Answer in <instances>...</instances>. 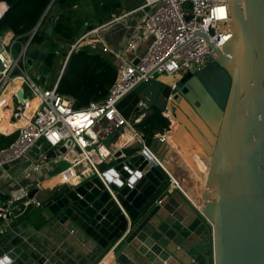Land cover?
<instances>
[{
	"label": "water",
	"instance_id": "water-1",
	"mask_svg": "<svg viewBox=\"0 0 264 264\" xmlns=\"http://www.w3.org/2000/svg\"><path fill=\"white\" fill-rule=\"evenodd\" d=\"M226 1L232 38L222 50L212 47V65L174 85L142 82L119 104L132 122L146 107L176 115L185 101L211 132L202 212L180 193L158 204L169 181L134 141L99 167L116 200L93 173L38 211L33 192L14 201L0 187V264H100L111 254L117 264H264V0ZM63 52L30 49L37 82L46 84ZM163 144L154 139L150 147Z\"/></svg>",
	"mask_w": 264,
	"mask_h": 264
},
{
	"label": "built area",
	"instance_id": "built-area-1",
	"mask_svg": "<svg viewBox=\"0 0 264 264\" xmlns=\"http://www.w3.org/2000/svg\"><path fill=\"white\" fill-rule=\"evenodd\" d=\"M8 8L6 3H0V19ZM138 11L143 12V19L126 27L128 36L124 46L120 52L113 53L106 45L101 31L121 23ZM33 37L34 34L30 35L26 43H20L10 33L0 40V109L11 105L13 118L19 119L32 108L36 100L38 101L29 120L20 129L16 141L8 148L0 150V171H4L6 167L25 164L28 168L21 173V178L29 180L33 173L41 170L49 161V153L57 150L59 154L55 159L67 164L66 170L59 176L61 184L75 187L82 176L93 173L104 182L116 200L99 167L102 163L110 161L115 151L122 148L117 145L107 146L106 139L121 129H129L133 135L131 143H143L157 166L164 171L169 181L168 192L171 189L179 190L199 212H202L203 209L196 206L183 189L178 173L157 157L154 149L146 145L144 134L136 129V125L147 116L148 108L131 122L123 116L119 104L140 83L150 79L157 80L158 74L171 77L181 73L196 75L212 65L216 57L212 47L222 50L232 38L228 2L142 0L137 10L114 16L108 24L83 33L74 44L69 45L67 58L80 52L84 45H88L92 50H100L114 58L118 79L105 100L93 101L82 109H76L75 99L59 93L57 86L53 89H42L32 79L26 60ZM147 43V50L141 53V48ZM18 44L19 54L15 57L14 49ZM20 93L24 95L23 102H20ZM140 106H143V103H140ZM164 116L172 121L170 110H167ZM154 139L165 143L167 134H160ZM38 143L41 145L37 146ZM43 145H46L48 150H45ZM61 149H65V152H61ZM38 160L40 162H37ZM29 193V187L21 185L11 192L10 197L17 201ZM30 202L35 207L42 206L36 199ZM158 204H161V201H158Z\"/></svg>",
	"mask_w": 264,
	"mask_h": 264
},
{
	"label": "trees",
	"instance_id": "trees-1",
	"mask_svg": "<svg viewBox=\"0 0 264 264\" xmlns=\"http://www.w3.org/2000/svg\"><path fill=\"white\" fill-rule=\"evenodd\" d=\"M0 3L9 7L0 19V39L11 33L20 43H26L44 17L34 34L31 49L64 50L62 55L65 57L69 45L74 44L88 26L96 29L108 24L114 16L123 15L124 10L122 0H0ZM50 27H53V36L48 41ZM113 61L111 55L84 45L80 52L72 55L69 69L58 84V92L74 98L76 109L85 108L93 101L105 100L118 79ZM57 77L55 74V80ZM147 112L136 129L144 134L150 145L155 136L167 133L170 126L171 130L174 126L157 109L151 107ZM13 142L11 137L0 135V150Z\"/></svg>",
	"mask_w": 264,
	"mask_h": 264
},
{
	"label": "crops",
	"instance_id": "crops-1",
	"mask_svg": "<svg viewBox=\"0 0 264 264\" xmlns=\"http://www.w3.org/2000/svg\"><path fill=\"white\" fill-rule=\"evenodd\" d=\"M125 1L126 0H122L123 9H124L122 14L135 11L142 4V0H135L136 1L135 6L131 9H127L125 8V5H126ZM143 17H144L143 12L138 11L134 15L122 21L121 23L111 25L109 27L104 28L101 31V34L105 38L106 45L111 49L113 53L120 52L121 49L123 48L126 38L128 36V31L126 27L128 25H134L140 22L143 19ZM148 43L141 48V51H140L141 53H144L147 50ZM69 65L70 64L68 63L61 64L59 68V73L57 74L58 77L56 80L54 76L52 77L54 82L50 86H48L50 79L46 80L45 85H42L40 82L38 83L45 87L48 86L47 89H51L50 87L53 85L54 87L56 86L58 87V84L62 76L68 71ZM29 74L32 77V79L35 82H37L34 79L31 71H29ZM171 79H172L171 81L172 83L170 84L174 85L180 79V77H172ZM172 99L174 101V97H172ZM12 112L13 111H12L11 105H9V107L7 108L0 109V135H3L5 137H11L12 140L15 142L16 139L18 138L20 129L27 123L28 120L24 121V116L26 114L22 115L19 119H15L12 116L13 115ZM132 136H133L132 132L129 129H125L123 132H118V133H115L109 136L106 139L105 144L109 147H112L114 145H117L119 148L125 147L131 143ZM158 137L159 135L155 136V138H158ZM193 141L195 142L194 144L198 145V142L196 141V139H193ZM146 145L151 146L152 144L149 145L146 142ZM170 146L171 144L169 143L168 138H167L166 142L163 145L155 146L154 152L157 155V157L160 158L165 163L167 167H169L172 171H175L176 173L181 174V171L186 170V169L184 168L180 171L179 169H177L176 163L170 160V158L168 157V152H167V148ZM43 147L44 149H47L46 145H43ZM37 162H40V160H38ZM27 168H28L27 165L20 164V165H16L15 167H8V169H5L4 171H0L1 190L3 192L11 194V192L17 189L19 186L27 185L29 187L30 193L32 192L34 193L35 195L34 199L41 202L43 206L46 202L49 201V199H51L53 194L71 187L70 185L61 184L60 177H59L60 174L63 171H65L67 168V164L65 162L57 161V159L55 158H49V161L46 162L42 166L41 170L33 173L31 179L25 180L21 178L22 176L21 173ZM158 169L165 175L164 171L160 167H158ZM187 174H188V171H187ZM166 179L168 180L167 176H166ZM168 190H169V187L167 188V192H165L163 196L159 197L158 201H162L164 200L165 196L174 194V193H180L183 196V198L187 201L185 196L179 190L171 189L169 192ZM42 206L36 207V211L41 210ZM109 256H112V260H113L110 264H117L114 261L113 254Z\"/></svg>",
	"mask_w": 264,
	"mask_h": 264
},
{
	"label": "bare ground",
	"instance_id": "bare-ground-1",
	"mask_svg": "<svg viewBox=\"0 0 264 264\" xmlns=\"http://www.w3.org/2000/svg\"><path fill=\"white\" fill-rule=\"evenodd\" d=\"M30 111L24 116V121L29 120L32 115ZM190 112L191 117L194 116L193 123H188L178 110L176 115L172 114L174 127L167 134L171 144L167 148V152L170 160L176 163L177 169L181 171L185 168L188 171L186 176L178 174L179 182L192 202L203 209L205 205L203 191L214 150V146H211L214 139L211 132L201 123V119L192 109ZM193 139H196L198 145L194 144ZM205 160H208V165L204 163ZM112 261V256H109L103 260L102 264H110Z\"/></svg>",
	"mask_w": 264,
	"mask_h": 264
},
{
	"label": "rangeland",
	"instance_id": "rangeland-1",
	"mask_svg": "<svg viewBox=\"0 0 264 264\" xmlns=\"http://www.w3.org/2000/svg\"><path fill=\"white\" fill-rule=\"evenodd\" d=\"M125 8H127V9H131V8H133L134 6H135V4H136V1L135 0H126L125 1ZM87 30H85V32H86ZM84 32V33H85ZM0 40H2V39H0ZM66 53H67V51H66ZM18 54H19V47L17 46V47H15V49H14V56L15 57H17L18 56ZM67 55H68V53H67ZM66 60H67V56L65 57V55H62L61 57H59L58 58V60H56V62H55V65H54V68L52 69V71H51V73L49 74V76H48V79L47 80H49L50 79V81H49V84H48V86H50L51 84H53V76L56 74H58L59 73V68H60V66H61V64L63 63H66ZM57 71V72H56ZM183 75H185L184 73H181V74H179V75H177V76H175V77H182ZM172 77L171 76H169V75H167V74H158L157 75V80H159V81H161V82H163V83H165V84H170V83H172L171 81H172V79H171ZM38 86H40L42 89H46V88H48V86H42V85H40L38 82H35ZM38 104V101H35L33 104H32V108L30 109L31 110V113L33 112V110H34V108L36 107V105ZM192 108L185 102V101H182L180 104H179V109H178V111H180L181 112V115H183L185 118L184 119H186V121L188 122V123H190V122H192L193 123V117L194 116H192L191 117V115H190V110H191ZM171 125H172V121H171ZM170 130H171V127H170ZM170 130L166 133V134H168L169 132H170ZM109 142V141H108ZM107 142V143H108ZM204 163L205 164H207L208 165V160H205L204 161ZM181 174L183 175V176H186V174H187V171L186 170H183V171H181Z\"/></svg>",
	"mask_w": 264,
	"mask_h": 264
},
{
	"label": "flooded vegetation",
	"instance_id": "flooded-vegetation-1",
	"mask_svg": "<svg viewBox=\"0 0 264 264\" xmlns=\"http://www.w3.org/2000/svg\"><path fill=\"white\" fill-rule=\"evenodd\" d=\"M60 57H61V56H60ZM210 72H212V74H213V73L217 72V70L210 69ZM172 124H173V126H174V123H173V122H172Z\"/></svg>",
	"mask_w": 264,
	"mask_h": 264
}]
</instances>
